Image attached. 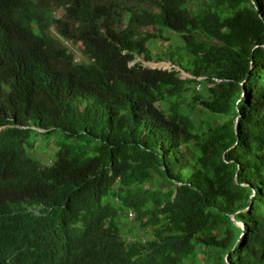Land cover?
<instances>
[{"label":"trees","instance_id":"1","mask_svg":"<svg viewBox=\"0 0 264 264\" xmlns=\"http://www.w3.org/2000/svg\"><path fill=\"white\" fill-rule=\"evenodd\" d=\"M67 238L100 264H264V0H0V262Z\"/></svg>","mask_w":264,"mask_h":264},{"label":"clouds","instance_id":"2","mask_svg":"<svg viewBox=\"0 0 264 264\" xmlns=\"http://www.w3.org/2000/svg\"><path fill=\"white\" fill-rule=\"evenodd\" d=\"M61 243L56 248V253L52 254L54 262L52 264H100L104 262L100 259V253L95 250V242L93 239H61ZM90 254L96 255L95 259L89 257ZM10 261V260H9ZM0 264H22L12 262H0Z\"/></svg>","mask_w":264,"mask_h":264},{"label":"rangeland","instance_id":"3","mask_svg":"<svg viewBox=\"0 0 264 264\" xmlns=\"http://www.w3.org/2000/svg\"><path fill=\"white\" fill-rule=\"evenodd\" d=\"M153 30H155V29H153ZM166 34L167 35H169V34L170 35H173V34H171L169 32H167ZM175 35L177 36V34H175ZM67 43L70 45L69 42H67ZM72 48L78 54H80V52H79V46H76V47L73 46ZM161 48L164 49V50H168V49L174 50L175 45L172 44L170 41H165V40H163V41H161V40L160 41H157L153 45V50L156 53L160 52L161 51ZM136 60H140L145 66L155 67V65L152 63L153 60H150V61L149 60H145L143 56L138 57ZM166 61H168V60L166 59ZM157 65H159V64H157ZM157 67H159V66H157ZM173 67L176 68V69H178V67L173 66V65H169L166 68L171 69ZM179 71H180V74H181V76L183 78L189 77L182 70H179ZM197 88L198 89H201L200 86H197ZM36 140H37L36 141V148H33V149L29 150L28 153L30 155L34 156V157H37V158L39 157V159L41 158L43 160H46V162L49 163L51 161V159L49 158L50 153H51V150L48 152L47 151V148H48V144L50 143V141H54V139L53 140H51V138L50 139H46L44 136H40ZM56 150H58V148H56Z\"/></svg>","mask_w":264,"mask_h":264},{"label":"water","instance_id":"4","mask_svg":"<svg viewBox=\"0 0 264 264\" xmlns=\"http://www.w3.org/2000/svg\"><path fill=\"white\" fill-rule=\"evenodd\" d=\"M152 63L155 65V67H153V68H163L164 67L165 69H167L166 68L167 66L173 65V66L178 67V70H182L186 75L191 76L186 70H184L183 68H181L178 65L173 64L170 60H168V61H166V60H160V61L153 60ZM157 64H159V65H157ZM157 66H159V67H157ZM231 216L233 218V215H231ZM233 220H234V218H233ZM235 222L240 225L239 221L235 220Z\"/></svg>","mask_w":264,"mask_h":264}]
</instances>
